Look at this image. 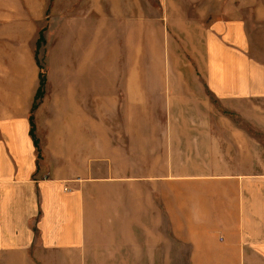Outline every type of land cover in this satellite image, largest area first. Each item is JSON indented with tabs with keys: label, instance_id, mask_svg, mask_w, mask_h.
<instances>
[{
	"label": "crops",
	"instance_id": "obj_1",
	"mask_svg": "<svg viewBox=\"0 0 264 264\" xmlns=\"http://www.w3.org/2000/svg\"><path fill=\"white\" fill-rule=\"evenodd\" d=\"M26 1L0 0V264H264V143L234 122L261 133L250 105L264 100L252 54L264 8L247 19L235 0H163L193 62L144 82L136 28L129 64L112 44L106 79L104 30L91 46L86 2L64 20L75 4L54 0L44 36L48 0ZM145 86L161 87L162 125L140 133Z\"/></svg>",
	"mask_w": 264,
	"mask_h": 264
},
{
	"label": "rangeland",
	"instance_id": "obj_2",
	"mask_svg": "<svg viewBox=\"0 0 264 264\" xmlns=\"http://www.w3.org/2000/svg\"><path fill=\"white\" fill-rule=\"evenodd\" d=\"M10 3L11 0H5ZM63 8L71 6L70 12H63V19H77L80 14H75L73 11L86 2L88 5L89 16V36L91 39V46H96L98 34L100 30H104V38L106 41L101 44L103 50H106V61L103 60V51H100L98 63L100 67L104 68L107 74L111 70L113 65L112 44L114 47H118L120 50L121 60L119 63L123 66L129 64L130 57L128 56L125 47L129 46V32H135L136 28V48L131 46L132 58L133 53L137 58V77L144 82H154L158 79H165L168 77H176V73L171 68L172 64L177 69L179 66L183 69L182 64H192L193 57L189 48L185 47L181 40V35L178 34L177 29L174 27L175 23H170L164 18L163 0H62ZM17 2L27 8L28 3L26 0H17ZM54 0L47 1V12L42 18V26L45 33L49 31L50 26V10L51 4ZM235 5L243 8V15L247 19H252L255 9L264 8V0H235ZM170 10L172 8L170 7ZM78 13V10H76ZM201 11V7L198 8ZM84 18L87 19V15L84 14ZM60 20V19H59ZM87 21V20H86ZM64 24H67L65 22ZM73 24V23H71ZM61 25V23H60ZM129 25L131 27L129 28ZM254 34L252 54L261 59V63L264 64V21L261 22V26L253 28ZM132 42L134 39L132 38ZM45 44L41 46L40 56L38 60L43 68V72L46 74L47 60L43 57V51ZM135 44V43H132ZM129 48V47H127ZM96 51V47H95ZM99 51V50H97ZM98 55L96 54L95 59ZM134 61V60H133ZM132 61V63H133ZM97 62V60H96ZM174 68V69H175ZM122 73H125L122 70ZM97 77V69L93 66L90 70L91 80H95ZM184 77H194L188 72H184ZM142 93L144 97L139 98L138 104V128L140 133L146 131V126L159 125L161 121V112L163 111L162 102L160 98H157L161 87L145 86L142 87ZM212 102L219 109V104L212 100ZM116 103H111L110 110H107V120L109 121V128L113 130L115 127H119V120L113 119L115 113ZM261 108V133L255 130L253 124L246 121L234 118V122L238 126L245 127L251 131V136L255 137L259 142L264 143V100L261 102H253L250 105L251 112L256 115L260 113L257 108ZM109 118V119H108ZM150 118V123L149 119ZM159 123V124H158Z\"/></svg>",
	"mask_w": 264,
	"mask_h": 264
},
{
	"label": "trees",
	"instance_id": "obj_3",
	"mask_svg": "<svg viewBox=\"0 0 264 264\" xmlns=\"http://www.w3.org/2000/svg\"><path fill=\"white\" fill-rule=\"evenodd\" d=\"M44 44V38L42 35L39 36V39L37 41V44H36V53H35V59H36V62H37V65L39 66V69H40V73H39V90L37 91V94H36V97H35V101L40 99V97L42 96V93H43V87L45 85V81H46V74L43 72V68L38 60V51L39 49L41 48V46ZM30 135L31 137L33 138L34 140V144H35V147L37 148L38 147V143L37 141L35 140V136H34V126H33V123H32V119H31V126H30Z\"/></svg>",
	"mask_w": 264,
	"mask_h": 264
}]
</instances>
